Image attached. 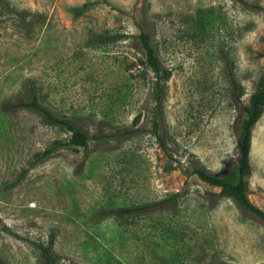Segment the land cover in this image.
<instances>
[{
  "label": "rangeland",
  "instance_id": "1",
  "mask_svg": "<svg viewBox=\"0 0 264 264\" xmlns=\"http://www.w3.org/2000/svg\"><path fill=\"white\" fill-rule=\"evenodd\" d=\"M140 30L169 71L159 105ZM263 53L264 0H0V264H45L37 243L60 264H264V221L188 171H234ZM32 96L107 136L37 158L69 133L5 106ZM249 165L264 211V104Z\"/></svg>",
  "mask_w": 264,
  "mask_h": 264
},
{
  "label": "trees",
  "instance_id": "2",
  "mask_svg": "<svg viewBox=\"0 0 264 264\" xmlns=\"http://www.w3.org/2000/svg\"><path fill=\"white\" fill-rule=\"evenodd\" d=\"M86 6V3L81 5ZM137 40L140 49L143 53V58L139 59V64L142 65L141 73L145 76L146 73H152V81L150 82V94L156 105L160 104L161 94L165 80L169 76V71L165 70L159 61L158 54L155 46L152 43V38L147 31L140 30L137 34ZM264 57V53L262 54ZM132 64L126 68L130 70ZM233 100L240 104L241 92L238 89V85L232 86ZM264 104V70L259 75L253 91L251 92L248 102L245 105H241V117L238 121L237 128V162L234 167V171L225 177L213 175L200 167H191L189 173L195 175L200 181L204 182L208 186L219 188V193L229 196L233 201L243 210L254 215L258 219L264 221V211L256 207L249 200L247 196V181L246 178L250 172L249 165V149L251 139V129L260 116ZM6 108L18 109L26 108L38 113L43 121L51 126H55L61 130L69 133L66 140H54L42 149L35 153L37 158L48 156L53 150L58 147L68 146L76 149L77 147H85L89 139L104 138L106 134H91L78 127L73 121L63 116H59L51 111L46 106L41 105L35 96L30 97L28 100H16L5 104ZM154 136L158 142L159 147L163 152L165 146L161 137L156 131V122L153 121ZM130 131L125 130L124 134H130ZM115 135V134H114ZM160 204V201L144 205L143 207H131L126 209H119L121 213H129L136 209L141 210L145 208H153ZM36 247L39 252V256L45 264H60L57 257L53 253L49 244L37 243Z\"/></svg>",
  "mask_w": 264,
  "mask_h": 264
}]
</instances>
